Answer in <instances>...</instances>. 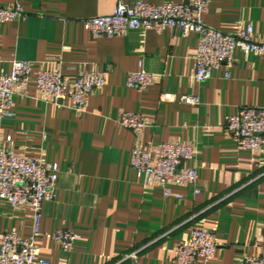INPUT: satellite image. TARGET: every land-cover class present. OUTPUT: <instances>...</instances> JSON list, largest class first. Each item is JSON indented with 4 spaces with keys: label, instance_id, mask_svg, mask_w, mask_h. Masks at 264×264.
<instances>
[{
    "label": "crops",
    "instance_id": "1",
    "mask_svg": "<svg viewBox=\"0 0 264 264\" xmlns=\"http://www.w3.org/2000/svg\"><path fill=\"white\" fill-rule=\"evenodd\" d=\"M184 0H0L18 3L26 14L0 26V73L13 62H30L31 83L13 98V116L0 119L2 148L57 165L53 201L42 205L38 256L54 264H169L177 244L192 230L215 234L217 249L208 263L241 264L258 257L264 234V149L237 146L224 130L241 107L264 108V55L233 52V64L194 80L198 36L164 29L135 30L115 37H93L83 27L92 17L111 15L118 3L181 4ZM204 24L233 35L250 25L264 39V0H210ZM63 63L73 81L81 71L105 74L104 87L78 114L38 97L34 79L40 70ZM139 69L154 76L143 91L126 87ZM160 93L194 96L196 106L160 103ZM124 112L144 114L148 127L135 135L122 128ZM10 139V142H7ZM169 141L190 144L197 155L194 187H172L181 199L167 198L158 187L145 188L130 166L135 147ZM198 191L197 194L194 191ZM59 229L79 235L64 254L52 240ZM16 232L33 235L30 212L14 211L0 200V237ZM137 253L134 260L125 256Z\"/></svg>",
    "mask_w": 264,
    "mask_h": 264
},
{
    "label": "built area",
    "instance_id": "2",
    "mask_svg": "<svg viewBox=\"0 0 264 264\" xmlns=\"http://www.w3.org/2000/svg\"><path fill=\"white\" fill-rule=\"evenodd\" d=\"M210 0H184L181 4L164 3L152 5L136 2L126 6L118 3L111 15L92 17L83 21V27L93 37H115L135 30L164 29L179 31L183 36L196 34L198 45L195 55L194 80L204 83L212 77L214 70L225 67V77L233 64V52L239 49L245 54L264 55V39L254 38L250 25L237 30L233 35L224 34L204 24ZM26 14L18 3L11 7L0 5V26L7 22L20 21ZM31 63L13 62L10 74L0 73V119L13 116V98L24 92L31 83ZM63 63L58 61L54 70H40L33 81L39 98L55 106L68 107L78 114L85 112L89 98L105 85L103 72L81 71L73 81L65 80ZM154 85V76L139 69L126 77V87L143 91ZM160 103L199 104L194 96L160 93ZM119 125L140 135L148 127L144 114L124 112L118 119ZM226 134L238 147L257 151L264 149V108L241 107L229 117L224 125ZM10 142V139H7ZM197 155L190 144L169 141L156 146L135 147L131 151L130 166L136 172L145 188L158 187L167 198L181 199L172 193V187H194L197 182L195 167L187 166ZM59 170L49 163L44 155L26 157L2 148L0 141V200L14 211L27 209L33 222V235L23 239L19 233L6 232L0 237V264H54L38 256L34 243L39 235L42 205L53 201L56 196ZM195 194L198 191H194ZM60 251L67 254L77 233L59 229L51 234ZM258 257H244L241 264H264V234L256 243ZM217 249L215 234L203 229L192 230L188 239L177 244L169 264L208 263ZM137 253L125 256L134 260Z\"/></svg>",
    "mask_w": 264,
    "mask_h": 264
}]
</instances>
